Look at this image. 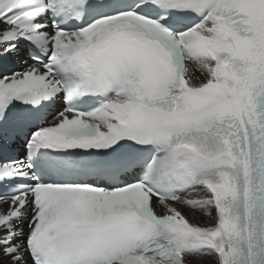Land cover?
I'll list each match as a JSON object with an SVG mask.
<instances>
[{
    "label": "snow or ice",
    "instance_id": "obj_1",
    "mask_svg": "<svg viewBox=\"0 0 264 264\" xmlns=\"http://www.w3.org/2000/svg\"><path fill=\"white\" fill-rule=\"evenodd\" d=\"M0 264H264V0H0Z\"/></svg>",
    "mask_w": 264,
    "mask_h": 264
}]
</instances>
